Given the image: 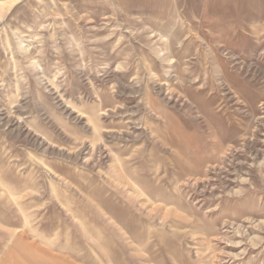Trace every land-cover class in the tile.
Returning a JSON list of instances; mask_svg holds the SVG:
<instances>
[{
  "label": "rangeland",
  "instance_id": "rangeland-1",
  "mask_svg": "<svg viewBox=\"0 0 264 264\" xmlns=\"http://www.w3.org/2000/svg\"><path fill=\"white\" fill-rule=\"evenodd\" d=\"M15 245L264 264V0H0V264Z\"/></svg>",
  "mask_w": 264,
  "mask_h": 264
},
{
  "label": "crops",
  "instance_id": "crops-1",
  "mask_svg": "<svg viewBox=\"0 0 264 264\" xmlns=\"http://www.w3.org/2000/svg\"><path fill=\"white\" fill-rule=\"evenodd\" d=\"M16 246V245H15ZM20 248L21 246H16L13 248H11V250L9 251V259H12V264H23L22 260L19 258L18 255H20ZM18 253V254H17ZM27 259V258H26ZM25 264H30L31 262H29V260H24Z\"/></svg>",
  "mask_w": 264,
  "mask_h": 264
}]
</instances>
